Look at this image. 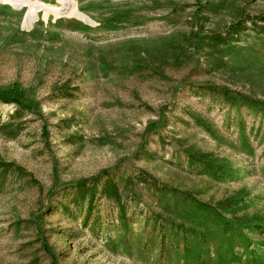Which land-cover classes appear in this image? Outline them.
<instances>
[{"label": "rangeland", "instance_id": "obj_1", "mask_svg": "<svg viewBox=\"0 0 264 264\" xmlns=\"http://www.w3.org/2000/svg\"><path fill=\"white\" fill-rule=\"evenodd\" d=\"M263 15L0 0V264H264Z\"/></svg>", "mask_w": 264, "mask_h": 264}, {"label": "trees", "instance_id": "obj_2", "mask_svg": "<svg viewBox=\"0 0 264 264\" xmlns=\"http://www.w3.org/2000/svg\"><path fill=\"white\" fill-rule=\"evenodd\" d=\"M252 21L255 22V25H259V23L264 24V15L254 17V18H252ZM239 25H240V23H237V24H234L233 27H231L232 33L238 34L241 31L239 28ZM223 39H225V38H223ZM227 39H230L229 36ZM213 41H215V39H213ZM220 93L222 95H224L225 99L228 102L238 101L242 106H245L246 108H248L250 110H254L256 112H261L264 114V101H262V100L252 98V97H250L246 94L240 93V92H232L230 90H221ZM232 93H234L235 96H232ZM202 163L207 169H209L207 171L211 175H213V177H217L215 172L213 171V167L215 165L213 162L206 160L204 157V158H202ZM2 167L4 168L5 171H8L12 167H14V165L13 164H3ZM104 173H107V172H104ZM145 175L146 174H142V176H140L139 179L142 180L143 182L147 183V182H149V180H148V178H145ZM99 181H100L99 177L92 178L91 182L93 184L91 186H87L86 184H83L82 186L79 187V191L83 190L86 193L87 191H89L91 189H95V188H97ZM152 185L158 187V183L155 181L153 182ZM86 187H90V188H86ZM112 189H114V191H115L114 193L110 192ZM159 190L164 191L165 189H159ZM105 191L107 193V196L115 197L118 195V189L116 188L115 184L113 182H111V180L109 178L106 180V183H105ZM169 191L173 192L174 195H177L179 193L176 190H169ZM197 204L199 206H201L202 209H203V207H207L208 209H210V210H206V211L213 213L215 215L216 219L221 221L224 225L228 224V222L226 221V218L223 215H221L218 211L213 210L212 208L206 206L205 204H202L201 202H197Z\"/></svg>", "mask_w": 264, "mask_h": 264}]
</instances>
